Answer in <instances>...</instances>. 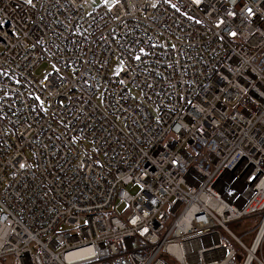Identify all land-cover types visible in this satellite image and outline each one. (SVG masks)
Masks as SVG:
<instances>
[{
  "label": "built area",
  "instance_id": "2783aa9c",
  "mask_svg": "<svg viewBox=\"0 0 264 264\" xmlns=\"http://www.w3.org/2000/svg\"><path fill=\"white\" fill-rule=\"evenodd\" d=\"M88 1L0 0V264H264V0Z\"/></svg>",
  "mask_w": 264,
  "mask_h": 264
},
{
  "label": "rangeland",
  "instance_id": "374dc122",
  "mask_svg": "<svg viewBox=\"0 0 264 264\" xmlns=\"http://www.w3.org/2000/svg\"><path fill=\"white\" fill-rule=\"evenodd\" d=\"M26 1V0H23ZM111 5V4H109ZM99 6V1L98 0H89L88 4L85 6L86 10L89 12L91 11L94 7H98ZM31 153L28 152V156L30 157ZM221 191H223V193L228 197H231L233 195L234 191H238V190H242L243 188L237 184L235 182L234 179L232 178H226L224 179L221 184L219 185ZM128 192L132 195H135L136 193H138L140 191V187L138 185H130L127 188ZM239 200V197H238ZM125 209L123 208L120 212H123ZM258 223V219L255 220H244L241 222H237V223H232L230 224V228L231 230L238 236H243L244 233H247L249 231H252L255 226ZM253 238V235L251 236H247L244 237V241L246 243H250L251 240ZM9 262V261H8Z\"/></svg>",
  "mask_w": 264,
  "mask_h": 264
},
{
  "label": "snow or ice",
  "instance_id": "6c2138e0",
  "mask_svg": "<svg viewBox=\"0 0 264 264\" xmlns=\"http://www.w3.org/2000/svg\"><path fill=\"white\" fill-rule=\"evenodd\" d=\"M32 0H26V3L31 4Z\"/></svg>",
  "mask_w": 264,
  "mask_h": 264
}]
</instances>
